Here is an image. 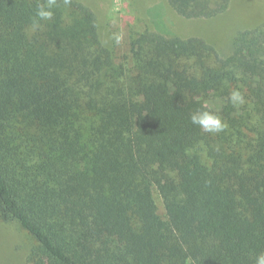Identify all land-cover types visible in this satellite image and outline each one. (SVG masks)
<instances>
[{
	"label": "trees",
	"instance_id": "obj_1",
	"mask_svg": "<svg viewBox=\"0 0 264 264\" xmlns=\"http://www.w3.org/2000/svg\"><path fill=\"white\" fill-rule=\"evenodd\" d=\"M165 1L188 20L235 6ZM43 2L0 0V221L33 239L28 264H255L264 21L238 32L226 56L202 37L147 30L118 62L81 0H58L32 32ZM197 111L227 128L202 132Z\"/></svg>",
	"mask_w": 264,
	"mask_h": 264
},
{
	"label": "rangeland",
	"instance_id": "obj_2",
	"mask_svg": "<svg viewBox=\"0 0 264 264\" xmlns=\"http://www.w3.org/2000/svg\"><path fill=\"white\" fill-rule=\"evenodd\" d=\"M81 1L96 11L102 41L113 50L118 62L130 57L131 36L147 30L169 32L183 38L202 37L226 56L238 32L264 21V0H235V6L227 15L211 20L185 19L165 0ZM156 198L163 215L165 210L157 193ZM33 245V239L18 224L0 221V264H28Z\"/></svg>",
	"mask_w": 264,
	"mask_h": 264
},
{
	"label": "clouds",
	"instance_id": "obj_3",
	"mask_svg": "<svg viewBox=\"0 0 264 264\" xmlns=\"http://www.w3.org/2000/svg\"><path fill=\"white\" fill-rule=\"evenodd\" d=\"M65 6H70L72 0H62ZM58 0H44L39 4L36 17L33 19L31 31L35 32L40 27V21H49L53 18L52 9L56 7ZM119 42V37H116ZM229 101L234 107H240L245 103L243 94L239 89L232 90L229 94ZM191 123L198 126L202 132L216 134L223 132L227 128V124L221 120L218 115L209 111L194 112L191 117ZM255 264H264V253H260L255 258Z\"/></svg>",
	"mask_w": 264,
	"mask_h": 264
}]
</instances>
